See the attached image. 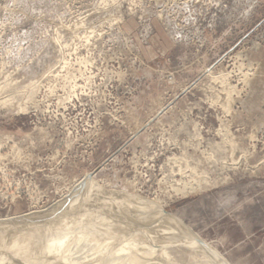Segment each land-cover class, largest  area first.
I'll return each mask as SVG.
<instances>
[{
  "label": "rangeland",
  "instance_id": "1",
  "mask_svg": "<svg viewBox=\"0 0 264 264\" xmlns=\"http://www.w3.org/2000/svg\"><path fill=\"white\" fill-rule=\"evenodd\" d=\"M87 176L76 229L123 222L113 190L264 264V0H0V242L47 250L19 219Z\"/></svg>",
  "mask_w": 264,
  "mask_h": 264
},
{
  "label": "bare ground",
  "instance_id": "2",
  "mask_svg": "<svg viewBox=\"0 0 264 264\" xmlns=\"http://www.w3.org/2000/svg\"><path fill=\"white\" fill-rule=\"evenodd\" d=\"M35 82H30L29 86H35ZM91 177L87 176L83 179L75 191L69 193L63 202L61 201L62 203L57 204L58 206L56 205L55 208L38 211L39 213L31 212L25 218L19 219L18 223L22 224L18 226H26L22 234L28 235V230L35 229L34 234H31L35 237V240L46 237L42 236L46 228H50V230L44 234L50 236L57 234L54 235L57 237L51 241V245L47 250L42 252L35 245L31 248L30 245L25 244L0 242V264H225V261L219 258L206 242H204L205 247L199 245L197 243L199 238L192 235L188 228L183 227L177 218L162 210L157 202L147 201L143 197L127 196L122 193L117 195L118 192L116 191V193H111L113 190L111 192H101V195L98 196L100 201L109 199L116 204L115 201L118 198L130 206L124 207L127 210V212H124L125 216L122 213L117 216L124 218L123 222H119L118 218L109 225L105 223V226L102 225L100 232L89 227L93 224L92 222L85 226L82 225L83 228L76 229L75 225L72 224L74 217L79 216V213L82 217L85 215L92 216L96 213V208L90 207V209L82 210L78 207L77 210L80 208L82 211H76L75 214L72 213L67 218L64 217L68 214L64 216L61 213L71 209L72 206L70 205L77 202L76 198L95 188L94 183L91 184ZM79 200L81 201L83 198L80 197ZM128 208H132V210ZM59 215L61 216L59 217ZM132 215H135V218L132 219ZM35 219H39L36 226L34 224L31 228L27 227ZM142 219H147L148 224H146L147 222L144 225L139 224ZM12 224L14 226V223ZM72 225L73 227H71ZM18 226L16 223V226L12 229L18 230ZM0 229L2 228L0 227ZM6 236L5 239L7 240H14L10 239L13 237L16 240V237H18L12 232ZM89 247L99 249L95 252L83 251Z\"/></svg>",
  "mask_w": 264,
  "mask_h": 264
},
{
  "label": "water",
  "instance_id": "3",
  "mask_svg": "<svg viewBox=\"0 0 264 264\" xmlns=\"http://www.w3.org/2000/svg\"><path fill=\"white\" fill-rule=\"evenodd\" d=\"M197 243H199V245H201L202 247L206 246L205 243L203 241H201L200 239L197 241ZM225 264H227V263L225 262Z\"/></svg>",
  "mask_w": 264,
  "mask_h": 264
}]
</instances>
